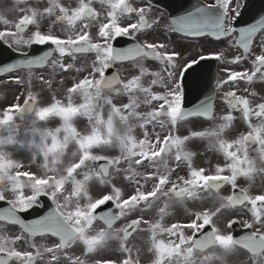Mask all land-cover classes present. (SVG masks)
Returning a JSON list of instances; mask_svg holds the SVG:
<instances>
[{
	"label": "snow or ice",
	"instance_id": "6c2138e0",
	"mask_svg": "<svg viewBox=\"0 0 264 264\" xmlns=\"http://www.w3.org/2000/svg\"><path fill=\"white\" fill-rule=\"evenodd\" d=\"M16 6L17 20L0 16V41L15 44L20 59L3 70L28 74L0 107V202L8 205L0 264H143L142 253L148 264H264V17L240 27L245 0H200L166 22L154 16L153 0ZM156 32L166 39H149ZM169 33L212 37L222 47L170 50ZM121 38L134 43L117 47ZM34 45L49 48L22 51ZM205 61L251 68L226 67L213 94L188 108L187 81ZM34 68L50 71L35 76ZM192 117L209 126L187 128ZM198 143L221 162L195 166ZM117 178L128 182L127 194ZM42 197L51 210L23 218ZM238 216H249L242 227L250 230L239 237L231 231ZM16 226L18 234H5Z\"/></svg>",
	"mask_w": 264,
	"mask_h": 264
},
{
	"label": "flooded vegetation",
	"instance_id": "af4514ba",
	"mask_svg": "<svg viewBox=\"0 0 264 264\" xmlns=\"http://www.w3.org/2000/svg\"><path fill=\"white\" fill-rule=\"evenodd\" d=\"M64 2L65 3H74L75 0H64ZM182 2L185 3L184 1H182ZM96 3L98 5L99 4V0H96ZM135 3H140V0H135ZM11 4H13L15 6L14 11L12 12V13H14L16 11V9H17L16 0H13V3H11ZM192 6H194V4L193 5L186 4V6H184L183 8H184V10L189 11V10L193 9V8H190ZM185 13H186V11H183V14H185ZM153 14H154L155 17L162 18L165 22L167 20H169L168 14L161 8H158V7L154 6ZM260 14H263V16H260ZM8 16L11 18L10 21H15V20L18 19L17 14H15L14 18L10 14H8ZM262 17H264V8H262V7H249V8H247V9L242 11V17H241V20H240V22L238 24H239L240 27H247L250 24L256 23L257 20H259ZM3 28H4L3 24L0 23V30H3ZM168 35L171 38L170 50H171V48H175L176 51L186 52L188 50H191V51L195 52V51H201V50H214V49H218V48L222 47V45H220L217 42H215L214 39H211V37H207V38H205V37H184V36H182L181 34H178V33H169ZM259 36H264V33L258 34V37ZM149 39H155V40H157L159 42V41L165 40L166 37L161 35L159 32H156V33H153V35ZM8 41H9V43L11 42V38L10 37L8 38ZM141 42H143V41H141ZM6 44H8V43H6ZM15 48H16V45L13 44L11 49L15 50ZM26 49L27 48H24V49H22V51H25ZM15 51L19 52L17 50H15ZM231 51L235 52L237 55H239L243 50L242 49H239V50L232 49ZM229 58H231L230 54H229ZM127 67H128V63L125 62L124 67L121 68V70H120L122 78H127L128 75H129V73L127 72ZM211 67H213V66L210 65V67H204L201 70L210 72ZM226 67L227 68H233L235 70H245V69H250L251 65L249 63H247V62H245L244 64L239 65V66L225 65V64H221V63L216 62L217 76H219L221 79H223L225 77V75H226V73H225V68ZM31 71L35 75V74H40V72H43V71L49 72L50 69H32ZM19 72L20 71H16V72H12V73L10 72L11 75H13V76H10V73H6L3 77L0 78V96L1 97H6L7 99L12 100L14 94H18L19 90L17 89V86L15 84V79H16V75H18ZM22 72H25V71H22ZM204 74H205L204 72H201L199 74V76L194 75V79H196V77H198V83H199V84H194V85L199 86L201 84V82L204 81V79H203ZM13 78H14V81H12ZM10 79H12V80H10ZM194 85H193V80H192L191 88H194V89L201 88V87H195ZM257 86H259V84H257ZM13 87H14V91L12 90ZM239 87L242 90L244 87H246V84L244 82H240ZM255 88H256V85H255ZM201 89H203V88H201ZM225 90H227V86H226ZM256 90L259 91L258 88H256ZM238 94H245V93L240 91V92H238ZM221 95H222V92H221V94L216 95V99H215V105L217 106V110H216L217 116H219L221 114V112H222V109L220 108V105L223 104V101L221 99ZM198 97H201V96H198ZM225 108H226V106H225ZM190 119L191 120H195V119L204 120L203 117H192ZM238 123H240L239 120H238ZM238 128L241 131L244 130V127H238ZM192 129L193 130H200L201 128H192ZM186 131H187V128L181 129V134H184ZM197 147H198V153H197V155H196V157L194 159L195 166L210 168V167L213 166L211 164L213 159L215 161V164H217L219 159L217 158L216 155L213 156L212 152L207 151L206 147H205V145L203 143H198ZM181 174H184V173L182 172ZM116 182H117L118 186H120L121 183H123V186L126 189L125 194H127V191H130V189L127 188V184H128L127 181L121 182V179L117 178ZM244 185H245V182L242 181L241 182V187H247V186H244ZM149 187H150V185H149ZM251 191H252L253 194H256L257 191H258V188L254 187ZM222 194L223 195H230L231 191L226 186L224 189H222ZM41 200L43 201L41 206L36 207L34 209H31L28 212V215L21 214V216L23 218H26L27 220L30 221L32 219H37L40 216L46 214L48 211H50L51 208L49 207V205H50L51 202L46 197H42ZM189 206L191 207V205H189ZM7 207H8V205L6 204V202H0V213H3L4 209H6ZM193 210H196V209H193ZM175 216H176L177 219H182L183 218L182 210H177L175 212ZM233 218L238 219L240 221V223L238 225L241 228H244V227H242V224H243V222L245 220L249 219V216H238V217H233ZM169 219H171V217ZM218 227H220L221 230H225L226 226H225V224L223 222H221V223L218 224ZM231 231L233 233V230H231ZM247 231L249 232L250 230L247 229ZM18 233H19L18 226L14 227V228L13 227H9V228L5 229V234H8V235H14V234H18ZM37 242L38 243H42V242H45V241H42V240H40L38 238ZM142 261H143V264H148V254L142 253ZM41 264H43V262H41ZM248 264H251V262L249 261Z\"/></svg>",
	"mask_w": 264,
	"mask_h": 264
},
{
	"label": "rangeland",
	"instance_id": "374dc122",
	"mask_svg": "<svg viewBox=\"0 0 264 264\" xmlns=\"http://www.w3.org/2000/svg\"><path fill=\"white\" fill-rule=\"evenodd\" d=\"M7 1H8V7H7V5H5ZM36 1L39 2V0H36ZM36 1L33 0V3L36 2ZM11 3H13V0H1V1H0V14H2L4 17L8 18L9 20H11V18L8 16V14L12 15L13 18H14V16H15V14H17L18 17H19V15H20V13H19V11H18V8H17L16 11L12 14V12H13L14 9H15V6H14L13 4H11ZM12 5H13V6H12ZM1 12H2V13H1ZM7 16H8V17H7ZM206 49H207V48H206ZM63 95H64V94H63ZM58 97H61V96L59 95ZM48 99H49L48 93H47V92L42 93V101H41V102H42V103H45V102L48 101ZM11 101H12V100L7 99L6 97H2V98H0V107H1V106H4L5 104L10 103ZM77 126H78L79 129H83V128L86 126V121H85V120H80V121H78ZM199 126H202V127H203V125H200V124L194 122V123H189V124L187 125V128H199ZM236 126H237V127H244V125L241 124V123H238V121L236 122ZM138 131H139V130H138ZM212 154H213V153H212ZM203 157H204V156H203ZM220 162H221V161L219 160L217 163H220ZM211 164H212L213 166L215 165V161H214V159H213V161H212ZM241 182H242V181H241ZM241 182H240V183H241ZM244 186H247V184L245 183Z\"/></svg>",
	"mask_w": 264,
	"mask_h": 264
}]
</instances>
